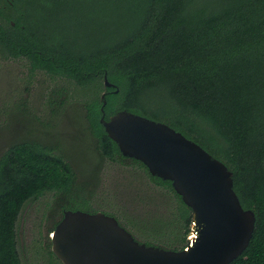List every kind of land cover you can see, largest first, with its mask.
Instances as JSON below:
<instances>
[{
	"label": "trees",
	"instance_id": "obj_1",
	"mask_svg": "<svg viewBox=\"0 0 264 264\" xmlns=\"http://www.w3.org/2000/svg\"><path fill=\"white\" fill-rule=\"evenodd\" d=\"M0 56L91 89L86 117L100 153L138 164L179 202L172 220L153 213L151 225L138 223L144 239L104 209L136 239L184 248L192 216L170 180L124 156L106 132L100 118L124 109L169 124L227 165L256 215L248 247L229 264H264V0H0ZM78 185L53 146L24 138L0 153V264H22L16 223L26 202L61 195L50 231L67 209L97 211Z\"/></svg>",
	"mask_w": 264,
	"mask_h": 264
},
{
	"label": "water",
	"instance_id": "obj_2",
	"mask_svg": "<svg viewBox=\"0 0 264 264\" xmlns=\"http://www.w3.org/2000/svg\"><path fill=\"white\" fill-rule=\"evenodd\" d=\"M104 84L113 85L107 75ZM100 121L124 156L172 182L191 208V237L181 249L148 245L113 215L67 209L50 234L51 249L63 264H229L245 251L256 215L242 206L233 172L223 161L169 124L144 115L124 109Z\"/></svg>",
	"mask_w": 264,
	"mask_h": 264
},
{
	"label": "rangeland",
	"instance_id": "obj_3",
	"mask_svg": "<svg viewBox=\"0 0 264 264\" xmlns=\"http://www.w3.org/2000/svg\"><path fill=\"white\" fill-rule=\"evenodd\" d=\"M90 101L91 89L33 69L25 58L0 56V153L24 138L55 147L73 166L78 189L91 208L116 212L138 239L147 238L148 215L172 220L180 204L138 164L100 153L86 117ZM60 197L49 191L23 206L16 223L22 264H61L50 253V230L60 217L56 210Z\"/></svg>",
	"mask_w": 264,
	"mask_h": 264
}]
</instances>
